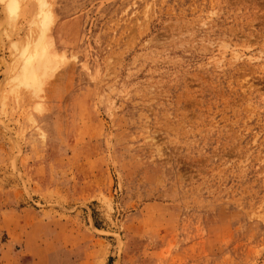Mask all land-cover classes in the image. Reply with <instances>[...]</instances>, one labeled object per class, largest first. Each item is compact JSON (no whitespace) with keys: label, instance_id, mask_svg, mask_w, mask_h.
Instances as JSON below:
<instances>
[{"label":"rangeland","instance_id":"obj_1","mask_svg":"<svg viewBox=\"0 0 264 264\" xmlns=\"http://www.w3.org/2000/svg\"><path fill=\"white\" fill-rule=\"evenodd\" d=\"M9 1L0 264H264V0Z\"/></svg>","mask_w":264,"mask_h":264},{"label":"bare ground","instance_id":"obj_2","mask_svg":"<svg viewBox=\"0 0 264 264\" xmlns=\"http://www.w3.org/2000/svg\"><path fill=\"white\" fill-rule=\"evenodd\" d=\"M10 1H9L10 4L8 3V6H7L8 7L7 12L10 15L9 17L12 18V16H14L13 18H15V15L18 13L19 9H21V6H20L21 0H10ZM34 2L35 1H33V3ZM39 3H38V5H39L38 7L40 8L39 9V12H40L39 16L41 15L40 17L41 18L43 17L42 18L43 20L41 19V22H40V25H41L40 27H42L41 28L42 32L40 31L41 34L39 33L40 35L38 34L37 36L43 37L44 36L43 34H47V33H45V31H46V29H48L47 27H49L48 23L50 21H48L49 18H47L49 15L47 16L46 15L47 12L44 11L45 7H46V3H44L41 0H39ZM11 18H10V20H12ZM49 25H50V23H49ZM37 36H36V38H37ZM44 39L45 38H43V40ZM43 40L41 42L38 41V42L34 43L35 45L32 47H25V48L21 49V52L18 53L21 55V57H18V58H20L18 61L19 70H20V76H19V74H18V76L20 78H18V76L16 78H18L20 86H25L27 88H33L36 91V95H37V91L40 89L43 81L51 75V73L56 69V67L58 68V66H59L58 61H57L59 58L57 59L56 57H51L49 55V53H48L49 50L47 51V48H50V47L46 48V45H45V43H43ZM45 42H47V40ZM57 57H59V56H57Z\"/></svg>","mask_w":264,"mask_h":264}]
</instances>
